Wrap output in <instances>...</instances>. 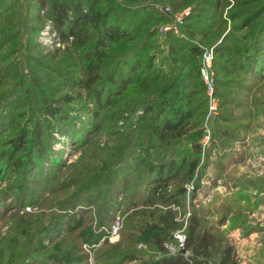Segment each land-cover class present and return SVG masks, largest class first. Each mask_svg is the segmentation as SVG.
Wrapping results in <instances>:
<instances>
[{"label":"rangeland","instance_id":"374dc122","mask_svg":"<svg viewBox=\"0 0 264 264\" xmlns=\"http://www.w3.org/2000/svg\"><path fill=\"white\" fill-rule=\"evenodd\" d=\"M55 1L74 0L46 2ZM75 1L123 30L102 45L85 25L102 60L91 40L57 37L38 0H0V264H153L178 253L195 264L184 244L194 217L211 239L197 264H224L227 249L226 264H264V0ZM92 59L98 82L84 88ZM122 70L120 91L109 81ZM104 86L97 106L87 89ZM57 103L55 116L43 112ZM174 104L181 119L167 117ZM166 117L180 138H159ZM37 122L42 144L32 139ZM23 133L26 147L9 143ZM121 164L118 183L106 184ZM153 165L164 167L160 179ZM82 169L103 174L88 198L73 188L88 179ZM183 174L186 193L174 195ZM155 210L178 226L165 251L140 228Z\"/></svg>","mask_w":264,"mask_h":264},{"label":"trees","instance_id":"16d2710c","mask_svg":"<svg viewBox=\"0 0 264 264\" xmlns=\"http://www.w3.org/2000/svg\"><path fill=\"white\" fill-rule=\"evenodd\" d=\"M38 1L41 4V10L43 11V14L46 15V18L48 21L52 22V25H53L52 31L56 34L57 37H59L61 40L68 39L69 37L76 38V40L80 41L81 46L84 45V43L82 42H86L88 39L89 41L91 40L89 51L90 53L93 52V56L97 55V57L99 59L101 58V60L103 59L104 56L102 57V54H100L99 51H97V48L94 47V40H95L94 37H97L99 42L97 40L96 42L98 44L105 45L106 41H113V40H117L120 38L122 39V36H125L121 28L119 27L116 28L114 26L108 27V24L106 23L107 16H108L107 13H103L98 10L95 11L92 6L91 7L85 6L75 0L71 3L55 1L49 4L48 2H46L47 0H38ZM73 16H76V18L73 19ZM87 24H90L92 26L94 37L90 35H86L84 28L86 27L85 25ZM196 49L197 48L192 47L191 52L194 53ZM95 68H97V64L95 63L94 59H92L87 68V72L94 73V76H90L88 81L80 82L79 80L78 82L79 84L83 85L84 88H94L96 86L98 82V78L95 77L96 76L95 73L98 72L99 70H96ZM134 71L137 72L138 70H134ZM198 72H199V68H198ZM123 76H124L123 70L122 72L118 74H112L110 78L111 80L109 81V83L112 84L111 86L117 87L120 91H123L127 84ZM180 81L181 83H178V87L179 85L180 87L182 86L183 81L181 78H180ZM103 88H106V87L105 86L102 87L100 92L94 89L92 92L91 89L90 90L87 89L88 90L87 93L89 97L93 100L95 99L97 106L102 105L101 95L103 94ZM158 88L166 90V89H169V86H159ZM184 92L185 91L180 88V90L177 91V94H181ZM95 96H97V98H95ZM65 98L67 99L66 101H69V102L72 101L70 100L71 98L68 95H66ZM164 103L165 101L162 102V104ZM162 104H161V109L164 110V106H162ZM153 106L154 105H148L147 107L148 112H152ZM59 108L60 106L58 103H57V106L55 107H53L52 105L45 104L42 110L45 113L55 116V113L59 110ZM170 110H171V113L167 117L172 116L177 119H181L184 116L183 108H180L178 104L172 105V107H170ZM167 117L162 122L160 123L156 122L155 124V130L157 131L159 138L162 140H166V141L170 139L174 140L176 139V137L180 138V136H182V134H180L181 132L176 131V128H175L176 126L173 125V122L170 121ZM184 118H186V116ZM41 129H42V125L39 122H37L35 130L32 134V139L37 144H42V141L39 140L42 134ZM172 133H175L176 135H173ZM27 142L28 140L25 139L24 133L21 136H17L16 139L9 140L10 144H14L16 147H20L22 149L26 147ZM3 154H4L3 156H5V152H3ZM12 157L13 155L9 157L11 159L10 164L21 166V160H19V158L16 160H12ZM124 157L126 158V156ZM170 159L166 160L169 166L168 172H171L173 168H175L177 165L176 158L172 157V159L171 160ZM124 160L122 161L123 166L128 167L129 165L124 163ZM122 164L119 167L118 166L114 167L115 171L112 172L111 174H108L106 172L107 176L109 177V179L106 181V184H112L114 182H115L114 184L118 183L120 173L123 174V171L121 170ZM163 169H164L163 166H157V165H153L150 168L151 171L157 170L159 179L163 176ZM90 170L93 171L92 169ZM194 170H195V162L192 160L191 166L190 167L188 166L187 172L191 176ZM81 172H83L84 176L88 175L87 176L88 179H86V181L84 183L82 182L81 184L75 181L73 188L78 189L79 192H82L83 194L84 192H88V195H87V198H88L91 195H93L92 193L94 189L98 186L99 180L100 179L102 180L103 177L101 176H103V174L100 176L98 180L94 176H92V173L87 172L86 169H82ZM185 176L186 175L183 174L181 175V178L178 179V182L175 185L177 190L174 192V195H183L186 193V188L184 187V184L186 182V180L184 179ZM187 177L188 176H186L185 178ZM165 184L156 188V189H160L158 191H160V195L162 196L161 198L168 196L167 195L168 185L167 184L165 185ZM104 190H106V188H104ZM82 195L77 196V197H81ZM141 223H142V227H140L141 231H146L149 235H151V237L155 240L156 244L158 245V248L161 251L166 250V247L164 246L166 243L165 242L166 239H168L171 236L172 231H174L178 227L175 221V216L170 211H167V212L160 211L159 212L158 210H155V213L153 215L143 217ZM198 227H199V224L195 220V217H194L187 231V237L184 242L186 250L192 254L191 256L193 259L191 261H194L195 264H197L196 258L198 255L208 254L209 244L211 241V239L209 238L210 234H206V233L199 234L198 233ZM126 256L127 258L135 259V257L132 255L126 254ZM230 256H231V249H227V251L225 252V257L223 259L224 264H226V262L229 261ZM153 264H189V261L184 259V257L180 253H178V254H175V256L164 257L160 261H156Z\"/></svg>","mask_w":264,"mask_h":264},{"label":"built area","instance_id":"2783aa9c","mask_svg":"<svg viewBox=\"0 0 264 264\" xmlns=\"http://www.w3.org/2000/svg\"><path fill=\"white\" fill-rule=\"evenodd\" d=\"M209 66H210V58H207V65H203L200 69H201V74L203 76V79L206 83V86L208 87V93L212 94L214 82H213V79L210 78L209 73H208ZM118 223H119V221L116 222V224H118ZM117 231H118V225L114 224L112 227V233L116 234ZM184 240H185V238H184Z\"/></svg>","mask_w":264,"mask_h":264}]
</instances>
